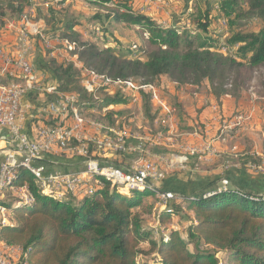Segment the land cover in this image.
Instances as JSON below:
<instances>
[{"label": "trees", "instance_id": "trees-1", "mask_svg": "<svg viewBox=\"0 0 264 264\" xmlns=\"http://www.w3.org/2000/svg\"><path fill=\"white\" fill-rule=\"evenodd\" d=\"M2 1L13 10L22 12L27 0ZM66 1L52 0L54 5L49 14L56 26L47 30V34L68 30V41L79 44L78 59L83 65L112 80L137 78L143 87H149L168 78L178 87H191L217 99L264 85V80L257 77L258 70L264 69V0H178L190 26H180L179 21L184 15L180 18L174 15L171 22L165 24L154 15L138 13L124 1L116 4L111 0H81L94 7L87 22L100 25L102 47L92 40L95 33L89 28L90 39L83 38L79 19L66 21L64 11L56 9ZM18 3L20 7L15 8ZM221 19L225 20L224 30L216 26ZM253 21L261 23L260 29L244 30V25H251ZM114 23L139 26L146 35L144 45L132 49L133 52L116 50L108 42L114 38L111 30ZM193 34L197 36L193 37ZM224 35L229 37L222 43ZM70 49L77 50L75 46ZM224 49H227L226 53L222 52ZM35 66L47 76V83L56 87L59 94L75 95L82 113L93 114L88 111L101 112L104 107L130 102L122 92L110 96L109 87L100 89L103 97L97 99L88 94L86 88L73 90L74 85L81 84L83 76L69 60L58 62L52 57L38 56ZM41 93L46 95L48 103L59 99V94L39 91L29 94L30 101L37 104L36 99ZM260 93H264V86ZM150 97L151 94L147 106L151 105ZM115 114L110 110L105 117H95V120L112 126L116 124ZM0 139L8 140V134L1 132ZM73 142V147H88L89 159L103 165L113 164L104 156L105 151L95 144ZM123 145L125 138L121 147ZM119 154L124 158L128 152ZM50 155L39 162L46 164L49 170L68 173L86 169L84 161L87 157L78 155L66 161ZM54 159L61 164L52 165L49 160ZM116 164L121 167L118 160ZM240 167L226 172V179L234 185L233 189L218 188L220 176L195 182L187 179L184 183L178 176L183 171L168 173L162 188L157 190L173 192L179 185L180 192L173 193H179L181 197L169 200L160 214L161 224L164 225L172 215L182 213L177 199L185 200L194 216L190 217L185 232L167 227V231L156 239L152 238V231L145 225L141 212L145 206L150 210L146 198L156 195L151 189L153 186L147 184L142 190L121 186L116 189L112 188L113 180L108 177L94 176L100 187L77 199L69 193L59 196L39 187L36 177L27 168L18 167L12 185L25 187L32 197V204L25 208L16 207V200L15 203L4 202L10 209L13 223L1 229L0 238L9 245L22 247L32 264H264V176H252L247 172L246 161ZM170 183L176 186L172 188ZM208 192L214 194L204 195ZM158 193L163 195V192ZM129 195L132 197L128 198ZM196 243L210 247L212 251L191 252L189 246ZM146 245L152 251L158 248L149 263H140ZM218 253L224 255V263L217 257Z\"/></svg>", "mask_w": 264, "mask_h": 264}, {"label": "rangeland", "instance_id": "rangeland-1", "mask_svg": "<svg viewBox=\"0 0 264 264\" xmlns=\"http://www.w3.org/2000/svg\"><path fill=\"white\" fill-rule=\"evenodd\" d=\"M129 1L133 2L132 4L128 2L130 5L134 4L133 0ZM19 4L20 3L15 4L14 7L19 8ZM23 4L24 10L20 12L18 9L13 10L7 6L8 3L6 4L0 0V47L2 46L4 50L5 44L8 41L9 43L7 42L8 45L5 49L7 53L13 54V59L15 61L22 57L26 62L35 65L38 57L37 48L40 49L42 54H46L48 58L57 55L55 58L60 60H64V58H66V60L71 59V63H74L82 71L83 76L81 78V84L77 86L74 85L72 88L73 90L77 91L86 88L87 82L92 84L94 81L96 84L93 86L97 90L95 92H89L88 94L94 96L96 99L103 97L100 89L109 87L110 96L122 92L123 96L128 97L130 100L128 104L104 107L101 109V112L99 110L88 111L93 114L82 113L79 104L73 103L69 107L71 109L67 110L68 112L70 111L69 118L64 119L62 122L59 119L53 121L55 119L54 117L43 114L41 117L43 121L39 122L41 128L43 126L57 127L60 125H71L73 123L71 112L73 111V116L75 112H78L83 118L85 125L84 130H81L78 134L80 137H92L93 135L98 141H103L105 133H103L102 130L110 129L113 132L123 133V135H130L131 138H135L132 139V142L126 144L127 148L131 149L128 150V154L131 152L137 154V156L132 159L124 160V158H121V154L119 153L125 151L115 152L116 149H114L113 146L105 149L106 152L104 156H107L108 162H112V165H114L118 160L121 166L120 168L133 170L137 168L142 161L148 160V163L155 165L162 174L177 170L180 172L188 171L192 176L199 177L202 176V174H212V171L215 174L218 171L221 172L223 169L226 170L230 167L241 166V163L246 161L247 172L252 176H264V124L260 116L264 111V94L257 93V91H263L264 85L256 86L255 90L232 92L229 96L224 95L221 99H216L213 95L207 97L205 93L196 91L191 87H178L168 78L156 81L152 85H149V87H143L142 81L137 78L127 81L112 80L106 74L98 73L83 65L78 59L80 53V50H78L80 49L79 44L75 43L77 50L73 51V49H70V47L73 48V42L68 41V37L70 36L68 30L57 32V34L54 35L47 34V30H51V28L56 26V22L52 21L49 14L51 6L54 5L52 0H27ZM60 8V10L64 11L66 21L76 18L82 22L79 30L83 38L90 39L91 33L89 34L88 28L93 32L96 31L95 27L100 28L99 24L93 26L87 22V18L92 16L94 12L93 6L85 2L83 3L82 1H71L67 7ZM174 15L179 18L181 15H184V17H182L183 20L180 19L179 21L180 26L184 25L182 23L189 21L185 19L188 18L186 16L187 14H182L181 7L180 11L176 10L175 14H172V18ZM157 17L161 19L163 16L159 13ZM224 25V19L216 23V26L221 30H224ZM259 26H261V24L257 23V21H253L251 25H244L243 28L246 31H256ZM81 27L87 29L83 30ZM4 29L7 30V36L5 37L4 34L6 31ZM112 31L115 33L114 38H110L108 42L110 45L114 46L116 50L123 49L127 52H133L132 49H136L137 46H143L145 43L144 40L146 39V35L139 26L119 24V26H114ZM100 32L101 36H103V31ZM192 36L194 37L197 35L193 34ZM228 37L229 35H224L222 43H224ZM64 40L70 42V47L66 45ZM59 44H61V46H58ZM49 51L52 53H49ZM222 52L226 53L227 49L226 52L224 50H222ZM12 75L11 79L10 76L7 77V75L0 76V84L22 87L27 86L31 88L33 86L35 87L37 82V80L36 82H32L31 79L24 78L16 67H14ZM263 75L264 70L259 69L257 77L260 78ZM153 92L157 93L163 105L153 98ZM29 94L30 92L27 96ZM58 94L59 93H57V95ZM150 94L151 97L149 99L151 105L147 106L146 103L148 95ZM46 101L47 97L41 102L45 103ZM110 110L116 112L115 125L111 126L105 123H99L95 120V117H105L106 112ZM251 111H255V114ZM252 114L255 116L254 120ZM250 115L252 117H250ZM240 118H243V120L239 121L238 119ZM87 121L98 124L99 130L96 129L98 130L96 131L90 128L86 125L88 123ZM85 122L87 123L85 124ZM106 123H108L107 120ZM91 130H93V132H91ZM221 135L228 136L222 137ZM35 136H37L36 132ZM119 138L122 143L124 139L122 137H113V141H117ZM114 143L115 142H113V144ZM3 146L4 144H1V147ZM71 146H73V144L69 145V148ZM77 152L78 151L75 153ZM60 153L67 157L72 156L71 153L66 151L56 152V154ZM108 162L105 163L107 164ZM126 164H129L130 167H123ZM100 173L101 174L97 172L91 173V175H89V182L99 183L94 176H106L104 175L105 172ZM92 176L93 178L90 179ZM197 179L198 178L195 180ZM164 182V180L154 182L149 186L159 188ZM146 186L147 184L143 183L142 185L134 184L129 185V187H121L132 190H142ZM174 186V184L170 183V187L174 188ZM223 187L224 189L229 188L228 186ZM159 192H161V190ZM173 194L176 199L177 194ZM212 194L214 193H209V196ZM8 195L9 198H6V201L9 200L11 203H15V200H20V196H18L17 193H8ZM162 196L163 195H159L157 192L155 196L149 197L151 199L147 200V202L148 205H151L150 210L146 206L141 210L145 225L152 231L153 239L159 238L160 234H162L161 232L165 233L167 227L171 228V230L175 229L180 230L182 233L185 232L190 225V217L194 216L192 210L189 208V204L183 199H177V202L182 206V213L172 215L164 225L160 224V214L165 210L163 203L159 200V197L163 199ZM55 197L59 198L58 195ZM83 197L84 196H81L77 199ZM131 197L132 195H129L128 198ZM31 204L32 200L28 205L31 206ZM6 217L13 223L12 219H10V212ZM157 248L158 246L156 249ZM156 249L152 251L150 250V246L146 245L144 251L148 253L144 252L139 262L149 263L151 258L155 255ZM189 250L196 253L197 251H208L211 250V248L203 246L201 243H196L190 245ZM147 254H149V256ZM217 257L224 263L223 254L218 253Z\"/></svg>", "mask_w": 264, "mask_h": 264}, {"label": "built area", "instance_id": "built-area-1", "mask_svg": "<svg viewBox=\"0 0 264 264\" xmlns=\"http://www.w3.org/2000/svg\"><path fill=\"white\" fill-rule=\"evenodd\" d=\"M111 1H115L116 4H119L120 1L123 2L122 0ZM145 1L148 4L153 3V1ZM65 42L67 46L71 45L70 42ZM72 45L76 47L75 43H72ZM4 50L1 46L0 72L13 73L14 67H16L19 69L20 73L24 74V77L37 76V83L35 84V88L30 91V94H36L40 90H51L54 93H59L56 87L47 83V76L43 73L41 74L34 64L32 65L26 62L22 57L15 61L13 59V54L6 53ZM224 51H226V49H224ZM69 61H71V59H69ZM94 84H96L94 81L92 84L87 82V86L85 87L89 92H93L96 89L93 86ZM153 98L162 104L156 92H153ZM73 103H77V97L75 95L60 93L59 101L45 103L41 106V112L42 115L46 114V116H52L55 118L54 120L59 119L62 122L64 119L69 118L70 111L68 112L67 110L71 109L69 107ZM32 109L33 105L27 101V97H21V92L11 91L0 93V133L5 131L9 137L8 140H4L9 145V148L5 150L6 153L3 156L0 155V197L9 198L8 192L5 189V180L8 175H12V173L17 171L18 164L35 165V167L39 169V172L44 174V184L47 186V189H52V191L57 192L58 195L61 192H68L70 196L74 198L88 196L92 190H95L96 187H100L99 183L89 182V175L93 172L111 173L113 178L112 188L115 187L116 189H120V186L129 187V185H134L136 182L152 185L154 182L166 179L168 173H160L155 165L148 163V160L142 161V163L133 170H126L113 165H103L104 163L101 164V162L87 157L88 147H86V145L70 147L78 151L77 153H79V155L87 157L84 161L85 170L74 173L49 170L46 164L39 162H41L47 154H56L57 151L69 149V145L73 144L71 142L74 140L93 143L99 149H103L106 152L105 149L107 147L113 146V137H122L125 138L124 147L113 146V148L116 149L115 152H127L131 149L127 148L126 144H129L128 141L133 138H131L130 135L116 133L110 129L102 130V132L105 133L103 141H98L92 134V137H80L78 134L81 130H84L85 125L84 123L74 121L73 111L71 112L73 119L71 125H60L57 127L43 126L42 128L35 127L32 129L31 134H29L25 130V123L31 116ZM238 120L242 121L243 118ZM86 125L93 128L92 124L87 123ZM35 132L37 136H35ZM8 162H17V169H8ZM223 186H228V182L224 181L220 187ZM209 193L210 192L204 195L209 196ZM162 197L163 207H167L169 200L175 199L174 194L171 192H163ZM1 222L3 221H0V223ZM0 264H23L22 251L0 248Z\"/></svg>", "mask_w": 264, "mask_h": 264}, {"label": "crops", "instance_id": "crops-1", "mask_svg": "<svg viewBox=\"0 0 264 264\" xmlns=\"http://www.w3.org/2000/svg\"><path fill=\"white\" fill-rule=\"evenodd\" d=\"M71 1H80L81 2V0H67L64 4H62V5H60V6H58V8L59 9H61L60 7H67L68 5H69V3L71 2ZM117 1V0H116ZM124 2H126V3H133V2H130L129 0H123ZM134 1V4L132 5L133 6V10H136L138 13H146V14H148V15H154L155 16V18L157 19V20H159V21H161V22H163V23H170L171 22V19H172V14H175V11L176 10H179L180 11V2L178 1V0H153V3L152 4H148L145 0H133ZM194 1V0H193ZM83 2V1H82ZM84 3V2H83ZM119 3H121V1L119 2ZM193 4V3H192ZM57 8V9H58ZM173 12V13H172ZM189 12H190V9H189ZM159 13L163 16L161 19H159L157 16H159ZM63 19H64V17H63ZM257 23H259V24H261L260 22H257ZM182 24H187V26H190V24H189V22L187 21L186 23H182ZM114 26H119V24H116V23H114L113 25H112V28H111V30L114 28ZM260 27L261 26H259V28L258 29H260ZM96 28V31L94 32L95 33V36L94 37H91L92 38V40H94V41H96L97 42V44L99 45V46H102V44L103 43H101V41H99V38H100V36H101V32H99V31H101V28H100V30H99V28L98 27H95ZM5 31H6V33L4 34V37L5 36H7V30L6 29H4ZM100 33V34H99ZM115 34V33H114ZM8 42V41H7ZM6 42V44H5V48H6V46L8 45V43ZM55 42V41H54ZM58 46H61V44H59ZM6 53H7V51H6V49L4 50ZM49 53H52L51 51H49ZM37 54H38V56H46V54H42L41 53V51H40V49H38L37 48ZM55 56H57V55H55ZM55 56L53 57L52 56V58H55ZM55 59H57V58H55ZM59 62H63V61H65L66 60V58H64V60L63 59H57ZM0 64H1V60H0ZM264 70V69H263ZM4 75H7V77H9L10 76V78L13 76L12 75V73H10V72H0V76H4ZM36 80H37V76H36ZM36 80H35V82H36ZM261 80H264V75L263 76H261ZM37 83V82H36ZM35 87H33L32 89H34ZM253 88H255V87H253ZM253 88L251 87L250 88V90H253ZM31 89V90H32ZM250 90H248V91H250ZM40 91H46V92H48L49 94H55V95H57V93H54V92H52L51 90H40ZM256 93V92H255ZM260 93V92H259ZM35 94V93H34ZM37 94V93H36ZM262 94H264V93H262ZM226 96H229V94H227ZM27 97V101L28 102H30V104H32L33 105V109H32V111H31V116L27 119V121H26V123H25V130H26V132H28L29 134H31V131H32V129L33 128H35V127H41V126H39V122H41V121H43L42 120V112H41V106H43L45 103H42L41 101L43 100V99H46V95L44 94V93H41V94H38V98L36 99V102H37V104L36 103H33V102H31L30 100V97H29V95L28 96H26ZM217 99V98H216ZM251 112H253V114H255V111H251ZM253 114H252V116H253ZM32 116H34V117H32ZM251 115H250V117H252ZM261 120H263V124H264V111L261 113ZM255 119V116H253V120ZM247 120H248V117H247ZM70 121V120H69ZM69 123V122H68ZM263 128H264V125H263ZM263 130V129H262ZM91 132H93V130H91ZM263 132H264V130H263ZM222 137H225V136H228V135H221ZM264 139V138H263ZM72 143H74V142H72ZM1 144H4V146L3 147H1ZM7 148H9V145L4 141V140H1L0 139V155L1 156H3L6 152H5V150H7ZM66 152H68V153H71L72 154V156H65V155H62L61 153V155L60 154H51L50 156H56V157H61V158H65V159H67L66 161H68V160H73V158H75V156H78L79 155V153H75L76 151L74 150V149H72V148H69V149H67V150H65ZM128 152V151H127ZM75 153V154H74ZM135 156H137V154L136 153H129V154H125L124 155V160H129V159H132L133 157H135ZM49 162L53 165H60V164H58L59 163V160L58 159H54V160H49ZM62 165H65V164H63V162H62ZM67 166V165H66ZM70 166H72V164H70ZM123 167H130V165L129 164H126L125 166H123ZM74 168V167H73ZM230 169H241V167L240 166H234V167H230L229 169H226V170H222L221 172H216L215 174L213 173V171H212V174H202V176H199V177H197V176H192V174L190 173V172H188V171H183L180 175H178V176H180V177H182L183 179H181L182 180V182H184L185 183V180H190V178H191V180L192 181H194L196 178H198L197 180H199V179H203V178H207V179H212L213 177H216V176H220L222 179H221V181L220 182H218L217 183V187L219 188V186H221L222 184H223V182L224 181H227L228 182V187L229 188H231V189H233L234 188V185H232V183L229 181V180H227L226 179V172L227 171H229ZM177 170H174V171H170L169 172V174L170 173H174V172H176ZM74 172H77V171H73V172H70V173H74ZM178 172V171H177ZM197 175V174H196ZM196 181V180H195ZM194 181V182H195ZM187 184V183H186ZM175 185V184H174ZM163 186V185H162ZM162 186L161 187H159L160 189L162 188ZM176 186V185H175ZM174 186V187H175ZM159 188H156V187H152L151 189H153V190H155L156 191V193L157 192H159L160 190H157V189H159ZM176 189H174L176 192H180V190H178V189H181V187L179 186V185H177L176 187H175ZM237 189V188H236ZM161 192H164V191H161ZM177 194V198H180L181 196L179 195V193H176ZM263 195H264V193H263ZM65 196V195H64ZM151 197V196H150ZM149 199H151V198H147V200H149ZM161 224V223H160ZM167 227V226H166ZM162 234H164L163 232H161Z\"/></svg>", "mask_w": 264, "mask_h": 264}, {"label": "bare ground", "instance_id": "bare-ground-1", "mask_svg": "<svg viewBox=\"0 0 264 264\" xmlns=\"http://www.w3.org/2000/svg\"><path fill=\"white\" fill-rule=\"evenodd\" d=\"M21 75L24 77L23 73H21ZM24 78H29V79H31L32 82H35V80H36V76H28V77H24ZM33 87L30 88L27 86L22 87V86H17V85H1L0 84V93L11 92V91L21 92V97H25L26 93L29 90H31ZM57 101H59V99ZM73 119H74V121H77L78 123H84L83 118L81 117L80 113H78V112H75ZM87 122H85V123H87ZM88 123L92 124L94 129L99 130L98 124L90 123V122H88ZM113 142H115L113 144L114 147H121V139L120 138H119V140L113 141ZM18 167L27 168L36 177V183L38 184V186L43 188V189L47 188V186L44 184V175L42 173H40L39 170L33 166V164H18ZM16 168H17V162H8V169H16ZM97 173L101 174L100 172H97ZM104 175H106V177H108L110 180H113L111 173L105 172ZM92 178H93V176L90 179H92ZM14 179H15V172L12 173V175L7 176V179L5 180V189L8 193H13V194L17 193L18 196H20V200L16 202V207L24 206L25 208H27V207H29L28 204H29V202H31L32 197L30 196L28 190L25 187L13 186L12 182ZM134 184L142 185L143 182H136ZM49 191L51 193L58 194L57 192L52 191V189H49ZM65 194H68V192H61V193H59V196H64ZM159 200L161 201V203H163V199H160V197H159ZM4 202H6V198L0 197V208H2V209H0V221H3L0 223V231L4 226H10L12 224V222H10V220L7 219V217H6V215L9 214L10 209H8L4 205ZM10 216H11V212H10ZM0 248L1 249H13L16 251H22L23 264H32L29 261V259L27 258L28 256L26 255V253L22 249V247L16 246V245H9L4 240L0 239Z\"/></svg>", "mask_w": 264, "mask_h": 264}]
</instances>
